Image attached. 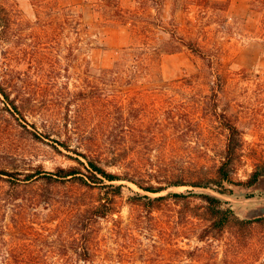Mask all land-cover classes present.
I'll return each mask as SVG.
<instances>
[{"label":"rangeland","instance_id":"rangeland-1","mask_svg":"<svg viewBox=\"0 0 264 264\" xmlns=\"http://www.w3.org/2000/svg\"><path fill=\"white\" fill-rule=\"evenodd\" d=\"M0 4L11 16L0 85L32 106L13 115L0 96V171L33 175L17 190L0 181V264H194L197 247L204 250L195 264H264V0ZM228 124L239 129L240 147L235 184L219 195L238 217L256 221L239 240L234 229L200 242L197 222L178 224L181 206L150 214L133 204L131 189L145 192L131 182H116L127 187L95 218L91 211L114 188L45 179L80 167L83 135L102 144L122 139L126 169L148 180L211 177ZM256 171V184H245ZM87 246L88 259L80 255Z\"/></svg>","mask_w":264,"mask_h":264},{"label":"trees","instance_id":"trees-1","mask_svg":"<svg viewBox=\"0 0 264 264\" xmlns=\"http://www.w3.org/2000/svg\"><path fill=\"white\" fill-rule=\"evenodd\" d=\"M7 9L0 4V41H7L9 30L11 27V16L6 13ZM124 52L126 49L123 50ZM128 52V51H126ZM131 53V52H130ZM117 65L119 63L117 62ZM114 72V71H112ZM0 96L3 97L5 109L13 115L20 114L25 116L24 111L32 109V106L26 105V95L13 98L11 91L0 85ZM115 129L124 127L123 121L114 123ZM68 126V125H67ZM229 139L226 145L223 160L217 166L213 176H206L199 172L197 175L188 177L187 175L175 173L171 177L165 179H146L138 171L126 169L128 154L123 147V141L119 137H108L105 144L102 141H91L89 137L82 134L83 139H80L81 147L85 150H78L80 158L76 161L80 167L75 166L70 169H60L58 176L54 174L47 175L45 179L49 184L63 182L68 178H76L84 185L90 187L104 186L114 188L113 195L110 198V193H106L105 197L99 199L100 204L91 211L93 217H106L112 210L115 198L121 196L123 189L127 186L124 184H116L119 181H127L135 184L145 193L137 192L131 189L133 196L130 201L138 206L143 207L148 213L153 214L154 211L160 210L163 206L170 203L181 206L178 210V224H194L200 227V232L197 238L200 242L210 240L221 241L225 234L230 230H236L235 237L238 240L245 237L246 234H251L256 224L255 220H245L238 217L231 205L223 199L219 194H227V185H234L235 181L232 177V169L236 163L238 151L240 147V132L233 125L228 124ZM84 134V133H83ZM93 142V143H92ZM67 149H71L67 142H63ZM84 159V160H83ZM114 166L125 171L116 172L110 171L109 167ZM84 170L86 173H84ZM6 176H11L6 178ZM15 173L0 171V181L9 182L11 188L20 186L19 181L28 182L33 179V175H27L24 180L16 179ZM260 177L259 171L253 173L251 179L245 184L254 186ZM155 180V181H154ZM109 182V183H107ZM27 184V183H26ZM190 186L194 189L185 192L171 191L173 187ZM196 189H203L196 191ZM211 190V191H208ZM167 192L165 195L153 196ZM11 193H6V196H11ZM152 194V195H150ZM238 240L235 243H238ZM84 258H90V250L84 247ZM204 249L197 247L190 253L191 258L197 257L193 262L197 263L202 257L201 252ZM200 253V254H199ZM194 256V257H193ZM193 260V259H192ZM194 263V264H195Z\"/></svg>","mask_w":264,"mask_h":264}]
</instances>
